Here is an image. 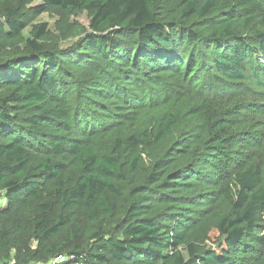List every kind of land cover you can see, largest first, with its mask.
<instances>
[{
  "label": "trees",
  "instance_id": "16d2710c",
  "mask_svg": "<svg viewBox=\"0 0 264 264\" xmlns=\"http://www.w3.org/2000/svg\"><path fill=\"white\" fill-rule=\"evenodd\" d=\"M242 81L264 0H0V264H264Z\"/></svg>",
  "mask_w": 264,
  "mask_h": 264
},
{
  "label": "rangeland",
  "instance_id": "374dc122",
  "mask_svg": "<svg viewBox=\"0 0 264 264\" xmlns=\"http://www.w3.org/2000/svg\"><path fill=\"white\" fill-rule=\"evenodd\" d=\"M39 1H34L32 4L38 5ZM83 29H88L89 25V16L86 12L79 14L76 17H73ZM58 19L57 15H49L47 13L40 14L36 19L37 22H46L50 32L56 34L55 22ZM29 27L24 31L25 34L28 33ZM73 39L59 41L57 44H50L51 46L59 45L62 47L70 44L69 42ZM239 96H243L244 100L242 103L245 108L243 110V120L241 122V127L246 126L245 131L240 133V137L243 139L244 147L241 149L244 151V154L247 155L246 160H257L264 156V86L258 85L253 81H242L241 86L238 89ZM247 108L249 110H247ZM249 111V113H248ZM222 241L216 236L215 232H212L208 235L206 246L214 247L220 244ZM185 255L186 252H184ZM62 256L66 257V253Z\"/></svg>",
  "mask_w": 264,
  "mask_h": 264
},
{
  "label": "built area",
  "instance_id": "2783aa9c",
  "mask_svg": "<svg viewBox=\"0 0 264 264\" xmlns=\"http://www.w3.org/2000/svg\"><path fill=\"white\" fill-rule=\"evenodd\" d=\"M65 258V256H58V257H56V258H54L53 259V262H60V261H62L63 259ZM72 264H82L81 262H79V261H77V262H74V263H72Z\"/></svg>",
  "mask_w": 264,
  "mask_h": 264
}]
</instances>
